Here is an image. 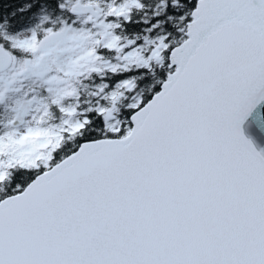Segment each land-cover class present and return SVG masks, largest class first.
<instances>
[{"label": "snow or ice", "instance_id": "obj_1", "mask_svg": "<svg viewBox=\"0 0 264 264\" xmlns=\"http://www.w3.org/2000/svg\"><path fill=\"white\" fill-rule=\"evenodd\" d=\"M0 264H264V0H0Z\"/></svg>", "mask_w": 264, "mask_h": 264}]
</instances>
